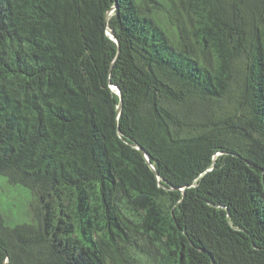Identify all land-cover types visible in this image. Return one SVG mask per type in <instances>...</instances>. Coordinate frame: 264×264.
Returning <instances> with one entry per match:
<instances>
[{
	"label": "trees",
	"instance_id": "obj_1",
	"mask_svg": "<svg viewBox=\"0 0 264 264\" xmlns=\"http://www.w3.org/2000/svg\"><path fill=\"white\" fill-rule=\"evenodd\" d=\"M0 186V264H264V0H0Z\"/></svg>",
	"mask_w": 264,
	"mask_h": 264
},
{
	"label": "rangeland",
	"instance_id": "obj_2",
	"mask_svg": "<svg viewBox=\"0 0 264 264\" xmlns=\"http://www.w3.org/2000/svg\"><path fill=\"white\" fill-rule=\"evenodd\" d=\"M0 195L2 196V197H5V198H9L12 202H16V203H14L13 205H17V203H19L20 205H22L21 207L24 209H27V206H26V203L23 201V202H21L20 200H18L17 199V197H19V196H15L14 194H13V192H11V190H8V189H4V187H2V186H0ZM16 207V206H15Z\"/></svg>",
	"mask_w": 264,
	"mask_h": 264
},
{
	"label": "water",
	"instance_id": "obj_3",
	"mask_svg": "<svg viewBox=\"0 0 264 264\" xmlns=\"http://www.w3.org/2000/svg\"><path fill=\"white\" fill-rule=\"evenodd\" d=\"M108 15V14H107ZM111 33V35H113L114 36V32H110ZM118 89V92H119V94L121 95V90L119 89V88H117ZM121 107H122V103L119 105V107H118V111L120 112V110H121ZM138 148L141 150V152L144 154V156L146 157V159H147V161H148V163L149 164H151L150 163V160H149V155H148V153L145 151V149L143 148V147H141V146H138Z\"/></svg>",
	"mask_w": 264,
	"mask_h": 264
}]
</instances>
